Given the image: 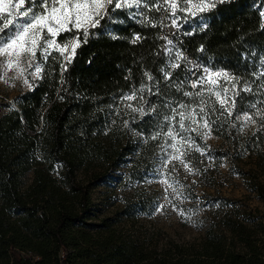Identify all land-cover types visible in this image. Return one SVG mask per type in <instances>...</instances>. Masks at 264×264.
Listing matches in <instances>:
<instances>
[{
    "label": "trees",
    "instance_id": "16d2710c",
    "mask_svg": "<svg viewBox=\"0 0 264 264\" xmlns=\"http://www.w3.org/2000/svg\"><path fill=\"white\" fill-rule=\"evenodd\" d=\"M258 2H216L203 29L186 25L193 31L190 54L229 72L239 88L252 80L243 55L264 51ZM108 8L111 15L106 12L101 26L89 29L87 43L80 34L66 70L63 56L50 57L39 80L15 102L18 109L5 104L0 114V264H264V215L251 210L226 211L199 240L161 246L123 230L114 217L100 216L91 197L94 185L128 162L131 174L146 173L161 141L171 138L167 129H180L175 113L184 94L213 85L191 90L185 66L171 67L155 11L154 27L127 10ZM75 35L64 33L59 42ZM261 87L260 94L242 93L234 107L243 112L246 103L260 100L254 132L242 139L228 135L229 118L217 121L212 133L232 143L231 157L247 159L243 173L264 202Z\"/></svg>",
    "mask_w": 264,
    "mask_h": 264
},
{
    "label": "rangeland",
    "instance_id": "374dc122",
    "mask_svg": "<svg viewBox=\"0 0 264 264\" xmlns=\"http://www.w3.org/2000/svg\"><path fill=\"white\" fill-rule=\"evenodd\" d=\"M160 1L176 3L178 5L176 11L180 19L188 21L186 25H190L193 30L204 28L198 25H205V15L212 9L200 13L194 6L201 0H184L182 5L181 0ZM129 2L133 3V8L124 7L118 10H127L130 17L146 18L154 25L156 21L159 23L154 11L162 17L163 10L156 4L151 8L140 4L137 8V0H129ZM204 2L207 3L209 0ZM255 8L260 12L264 23V15H262L264 0H259ZM2 26L3 21L0 20V27ZM75 38L76 35L73 39ZM67 42L64 39L61 41V43ZM50 52V57H61L59 52L54 50ZM243 57L249 63L252 80L239 88L240 80L222 69L220 72L228 73L227 77H215L210 88L200 90L194 95L184 94L185 100L179 105L184 104L185 108L177 107L179 112L175 115H178L177 122L180 126V113L185 114L186 130L174 128L176 139L171 137L161 141L151 167L146 173L131 174L126 170L130 165L128 162L94 185L91 197L100 216L114 217L117 219L116 225L123 230L141 238L146 237L153 244L161 246L169 240L185 243L201 239L206 230L214 226L226 211L241 215L243 211L251 210L264 215V202L258 198L248 176L243 173L249 167L247 159L239 160L231 157L228 149L232 143L212 133V126L221 119L232 118L228 125V135L241 139L258 127L259 120L254 110L260 100L255 98L253 102L246 103L243 112L235 113L234 107L238 100L244 99L242 93L260 94L261 85L264 83V51L254 48ZM29 59L23 57L19 64L14 61L9 68L7 57L0 56V114L7 111L5 104L15 106L17 99L30 90L41 77L46 63L43 62L39 51H37V60L43 70L37 76H33L34 69L28 67ZM64 63L63 58L61 65ZM25 80L28 81L27 84ZM216 92H220L221 95L218 97ZM128 96L132 94L125 97ZM221 100L226 102L222 105ZM225 109H231L232 115H229ZM205 115L208 126H205ZM170 118L173 120L175 117ZM139 135L141 142L147 139L144 134ZM188 137H191V143ZM172 144L176 145L175 149ZM217 151L224 152L223 156L215 158ZM165 160L167 163H164ZM83 177L84 175L80 174L79 179ZM30 182L31 173H28L24 184ZM161 204L162 210L156 211L157 205Z\"/></svg>",
    "mask_w": 264,
    "mask_h": 264
},
{
    "label": "snow or ice",
    "instance_id": "6c2138e0",
    "mask_svg": "<svg viewBox=\"0 0 264 264\" xmlns=\"http://www.w3.org/2000/svg\"><path fill=\"white\" fill-rule=\"evenodd\" d=\"M183 2L184 0H181V5ZM223 2L224 0H219V3ZM140 4H145L149 8L156 4L158 7L157 0H137L136 7L139 8ZM108 6H113L114 9H122L124 7L131 9L133 8V3L129 2V0H123V2H117V0H0V20L3 21V26L0 27V56L7 57V67L9 68L14 61L19 64L22 62L23 57H29L28 67L34 69L32 75L37 76L43 70L41 63L37 60V51H39L43 62L47 63L51 55L50 50H54L64 57L65 64H62L61 68L66 70V64L71 62L76 55L77 48L80 47V34H82L83 42L87 43L91 35L89 29H96L101 26V21L106 19V12L111 15ZM216 6L213 0H209L207 3L201 0L194 7L200 13H204L207 9ZM177 8L178 5L176 3L171 4L172 24L179 28L181 25L178 23L180 17L176 11ZM185 11H187L186 8ZM153 26L155 27L156 25ZM73 31L76 33L75 39L66 37L67 43L59 42L58 37L61 34ZM187 34L191 33L188 32ZM171 43L172 41L169 40L168 44L171 45ZM65 53L69 54L65 55ZM168 54L171 56V49L168 50ZM180 56L181 53L177 51L175 58L179 59ZM171 67L176 68L179 65L173 63ZM204 72L208 75L209 83H213V77L228 76L226 72H209L207 68L204 69ZM168 78L171 79L170 74ZM149 79L151 80L152 77L149 76ZM203 80L204 76L197 77V82L202 83ZM197 82L192 84L193 88L197 87ZM25 83L27 84L28 81L25 80ZM141 91H143V86H141ZM185 95H191V93H185ZM216 95L219 97L221 93L216 92ZM131 98L132 96L125 97V99ZM201 102L203 103V101ZM225 102V100H221L222 105ZM178 107L183 109L185 105L180 104ZM225 110L229 112V115H232L231 109ZM173 113H175V108H173ZM184 115L183 112L180 113L181 130H186ZM205 121V126H208L206 115ZM157 135H160V133L158 132ZM167 135L173 137L174 140L176 139L173 128L167 129ZM181 138L183 139V137ZM187 139L191 143V137ZM172 147L175 149L176 145L172 144ZM164 163H167V160ZM162 208V204L157 205L156 211H161ZM181 214L183 215L182 212Z\"/></svg>",
    "mask_w": 264,
    "mask_h": 264
},
{
    "label": "built area",
    "instance_id": "2783aa9c",
    "mask_svg": "<svg viewBox=\"0 0 264 264\" xmlns=\"http://www.w3.org/2000/svg\"><path fill=\"white\" fill-rule=\"evenodd\" d=\"M158 7H160L162 11V23H161V32H162V39L166 48V54L168 55L169 64L182 63L187 70L188 77L187 83L191 90H194L198 87L208 86L212 83H209L208 75L204 72V69L207 68L209 72L219 71L215 69H211L205 66L200 60L196 59L190 54V51L187 47V40L192 35L193 31L190 30L186 24L180 19L178 23L181 27L177 28L175 25L172 24L171 18V4L169 2L164 1H157ZM169 3V5H168ZM157 6V5H156ZM190 32L191 34H187ZM171 40V45L168 44V41ZM171 49V56L168 54V50ZM179 51L181 56L179 59L175 58L176 52ZM198 76H204V80L202 83L197 82ZM215 77L212 78L214 81ZM197 82V87L193 88L192 84Z\"/></svg>",
    "mask_w": 264,
    "mask_h": 264
},
{
    "label": "water",
    "instance_id": "95a60500",
    "mask_svg": "<svg viewBox=\"0 0 264 264\" xmlns=\"http://www.w3.org/2000/svg\"><path fill=\"white\" fill-rule=\"evenodd\" d=\"M69 51H70V49H69ZM15 108H16V109H18V107H17V106H15Z\"/></svg>",
    "mask_w": 264,
    "mask_h": 264
}]
</instances>
